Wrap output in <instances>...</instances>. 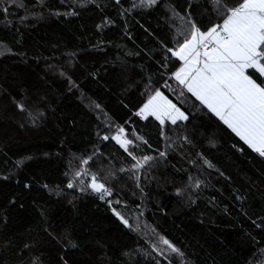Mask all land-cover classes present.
Instances as JSON below:
<instances>
[{
	"label": "trees",
	"instance_id": "16d2710c",
	"mask_svg": "<svg viewBox=\"0 0 264 264\" xmlns=\"http://www.w3.org/2000/svg\"><path fill=\"white\" fill-rule=\"evenodd\" d=\"M97 2L107 4L106 13L116 21L103 33L95 28L100 15L94 4L79 9L78 17L46 16L38 22L30 20L26 29L18 23V18L25 15L24 9L10 8L13 15L9 19L14 20L11 27H6L0 17V40L10 42L19 35L16 28L20 27L24 50L28 53L26 63L14 56L0 57V85L10 86L13 91L26 89L28 93L38 89L63 93L56 98L55 112H50L39 126L28 124L21 129L18 124L23 119L21 114L11 106L0 105V175L12 169L16 161L31 156L32 159L25 160L24 167L17 170V178L24 180L38 175L41 183L63 188L67 183L64 172L69 169V161L73 156L90 153L98 143L97 129L107 123L103 114L90 110V101L101 103L108 117L122 122L137 110L138 102L145 99L141 92L149 77L157 87L167 78L162 76L163 69L157 63L161 55L159 46L140 27L144 25L158 36L166 34L167 25L161 13L167 0L155 11L133 14L135 19H130L127 27L130 36L125 35L124 21L111 11L110 0ZM24 3L29 8L33 4L39 8V0H24ZM44 4L52 8L60 6L59 0H44ZM101 40L106 47H92ZM2 48L0 45V50ZM74 50H80V55L69 74L77 79L80 89L66 92L62 77L51 72L47 65L57 63L50 59L53 55L63 64L65 57L60 54ZM137 52L139 55H135ZM91 72L96 73L95 79L87 75ZM161 90L168 94L163 88ZM131 123L138 131L149 133L154 146L163 148L158 122L131 116ZM187 131L195 145L188 151L204 152L231 177V182L211 172L209 178L213 187L204 189L199 193L197 204L189 206L184 197L177 196L175 189L186 182L191 166L178 152L170 151L167 160L153 169L150 182L145 184L141 179L143 196L131 180L124 178L119 182L120 199L129 206L128 210H121L132 219L131 211L143 201L142 219L169 239L185 242L194 264H264V230L256 228L237 211L240 205L232 195L233 190L238 189L247 196V211L253 218L256 214H264V165L247 149L244 155L235 151L231 145L236 143V138L214 118L198 116L188 125ZM213 137L214 145L209 143ZM99 148L104 157L116 162L123 157L122 150L114 142L100 143ZM76 164L77 161L72 160V167ZM17 192L23 193L25 208L9 213L11 233H25L36 226L38 216L33 201L46 210L50 222L69 230L71 241L77 247L61 250L58 246L46 245V254L53 258L57 252H62L69 264H119L121 249L134 247L137 242L143 244V240L124 228L94 194L75 193L78 198L73 201V207L68 203L71 196L50 195L36 186L27 192L22 185L17 186L15 180H0V205ZM212 197L217 206L209 203ZM201 219L205 221L203 225ZM8 258V255L0 256V261Z\"/></svg>",
	"mask_w": 264,
	"mask_h": 264
},
{
	"label": "snow or ice",
	"instance_id": "6c2138e0",
	"mask_svg": "<svg viewBox=\"0 0 264 264\" xmlns=\"http://www.w3.org/2000/svg\"><path fill=\"white\" fill-rule=\"evenodd\" d=\"M164 3L165 0H110L111 11L124 21L125 35L128 36L131 35L127 30L129 20L135 19L133 14L155 11ZM59 4V7L52 8L46 6L44 0H39L37 9L35 4L27 7L24 0H0V17L6 27H11L14 20L9 19L13 15L10 8L24 9L25 15L18 18V23L26 29L30 20L38 22L46 16L57 19L78 17L79 9L94 4L100 15L99 23L95 24L98 32L103 33L105 28L116 23L106 13L108 5H101L97 0H59ZM161 18L167 25V33L163 36L156 35L144 25L140 27L159 46L161 55L157 63L163 69L162 76L167 78L159 87L152 84L151 77L148 78L141 92L145 99L138 102L137 110L131 116L142 121L152 118L158 122L163 148L150 142L149 133L138 131L131 123V116L117 122L108 117L101 103L90 101V110L103 114L107 123L97 129L98 143L93 145L90 153L73 156L72 160L77 161L75 167H72V160L69 161V169L64 172L67 183L63 188L41 183L38 175L24 180L17 178V170L23 168L24 161L31 160V156L16 161L12 169L0 175V180H15L17 186L22 185L27 192L36 186L50 195L71 196L68 203L73 207V201L78 198L75 193L94 194L124 228L143 240V244L137 242L134 247L121 249L119 264H194L185 242L169 239L142 219L143 201L131 211L130 219L121 210H128L129 206L120 199L117 189L119 182L127 178L143 196L141 179L145 184L150 182L153 169L167 160L170 151L178 152L191 166V171L185 170L188 171L186 182L175 189L177 196L184 197L189 206L197 204L199 193L204 189L213 187L209 178L211 172L230 183L231 177L225 175L204 152L188 151L195 147L187 131L188 125L198 116L214 118L236 138V143L231 145L235 151L244 155L247 149L264 165V0H167ZM16 32L19 35L10 42L0 40L3 45L0 57L14 56L26 63L28 53L24 50L20 27ZM106 46L101 40L92 47L102 49ZM60 55L65 57V62L60 63L59 57L53 55L50 59L57 63L48 64V69L62 77L64 91L79 90L80 84L69 70L77 62L80 50L65 51ZM87 75L93 79L96 77L95 72ZM62 94L59 90L13 91L10 86L0 85V105L11 106L21 114L23 119L18 124L23 129L28 124L39 126L44 122L50 112H55L56 98ZM105 142H114L122 150L123 157L118 162L104 157L99 144ZM209 143L214 145L215 138H210ZM93 165H96L95 169ZM132 195L135 196L136 192ZM232 195L240 205L237 211L256 228L264 230V214H256L253 218L247 211V196L238 189H234ZM24 198L23 193L17 192L0 205V256L9 257L0 264H69L62 252H57L53 258L46 254L45 248L46 245L58 246L61 250L77 247L71 241L69 230L50 222L46 210L35 201L36 226L20 234L9 231V213L13 209L24 210ZM209 203L217 206L215 197ZM224 210L227 211V206ZM200 223L203 225L205 221L201 219Z\"/></svg>",
	"mask_w": 264,
	"mask_h": 264
}]
</instances>
